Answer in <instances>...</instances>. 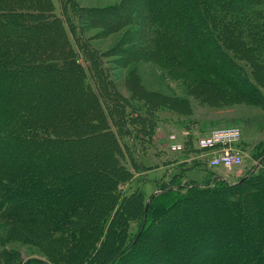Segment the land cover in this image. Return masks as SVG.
Instances as JSON below:
<instances>
[{
	"label": "trees",
	"instance_id": "trees-1",
	"mask_svg": "<svg viewBox=\"0 0 264 264\" xmlns=\"http://www.w3.org/2000/svg\"><path fill=\"white\" fill-rule=\"evenodd\" d=\"M55 1L60 4L64 19L55 13ZM143 1V17L154 29L151 39L159 42L163 50L177 55L184 63L212 69L229 85L246 89L250 85L260 91L259 72L249 83L241 80V84L240 80L232 81L230 71L224 73L216 67L220 50L212 33L207 32L220 26L230 49L239 46L244 39L238 37L236 28L244 20H239L235 12L256 0H225L221 17L229 15V19L216 18L217 22L207 13L204 0ZM77 9L76 0H0V219L17 229L15 236H27L28 227L37 232L45 229V212L50 213L54 220L50 226L54 227L73 216L84 219L87 212L98 220L100 214L112 212L119 199L121 204L114 216L120 223L127 217L126 206L132 203L125 193L118 196L120 183L130 175L122 162L123 148L132 154L134 167H147L135 140L142 139L139 133L150 136L152 132H147L146 127L154 126L130 116L127 99L119 95L102 56L83 34ZM76 13L80 19H76ZM120 21L108 27L120 28ZM257 21L247 18L244 22L248 29L254 25L259 30L261 26L264 33V23L259 25ZM67 28L93 56L94 68L88 74L78 62ZM237 49L241 58L252 59L247 48ZM224 52L223 57L233 67L249 74V66L234 52ZM123 137L130 140V146ZM187 143L191 147L188 140ZM263 154L264 151L257 157ZM196 163L200 165L201 161ZM203 165L207 177L189 184L174 183L171 178L143 201L134 235L111 256L108 264H238L239 258L245 264H264V168L250 173L252 167L246 172L250 173L248 176L229 181ZM101 188L105 195L98 192ZM226 189L236 192L227 197ZM98 198L110 204L99 202ZM219 199L212 215L208 209ZM159 200L157 205L161 208L156 221L161 224V234L166 232L168 236L165 242L155 238L161 243L153 240L154 245L149 243L152 248L142 245V252H134L140 240L145 239L150 209ZM192 208L201 211L193 213ZM211 221L216 224L213 229L209 226ZM155 226L153 230H158ZM95 227L98 232L94 234L101 233L100 226L95 223ZM224 236L238 253L220 251L226 243ZM91 239L88 238V245L97 242ZM73 246L74 243L67 249L72 250ZM75 247L76 252H55L57 260L72 255L64 264H79L89 257L87 243L83 241ZM1 259L0 264H10L12 254ZM24 260V264H29L32 258ZM37 260L52 264L43 258Z\"/></svg>",
	"mask_w": 264,
	"mask_h": 264
},
{
	"label": "rangeland",
	"instance_id": "rangeland-1",
	"mask_svg": "<svg viewBox=\"0 0 264 264\" xmlns=\"http://www.w3.org/2000/svg\"><path fill=\"white\" fill-rule=\"evenodd\" d=\"M76 1L77 10L81 14L80 16L76 13V19L81 17L83 34L102 56L119 95L127 99L130 116L142 118L146 126H154L149 127L150 129L146 127L147 132L149 130L152 132L150 136L139 133L138 136L142 139L135 140L141 148V159L147 167L145 170L134 167L135 160L130 159V151L123 148L122 162L130 171V175L127 181L120 183L121 193L118 196L125 193L132 203L129 207L126 206L124 211L127 217L120 223L114 216L121 204L120 199L115 209L112 206V212L100 214L98 220L87 212V217L84 218L86 220H78L73 216L67 223H58L54 227L50 226V222L54 223L50 213L45 212L46 221L43 225L45 229L37 232L32 227H28L27 236L24 234L22 237L13 235L16 228L9 221L0 219V263L1 256L12 254L10 264H24L26 258H32L29 264H42L37 258L46 259L52 264H64L70 261L72 255L62 256V259L58 261L59 256H56L55 252H76L75 245L84 241L90 249L87 251L89 257L86 256V259L79 264H108L111 256L134 235L141 216L143 201L148 200L154 191L165 186L167 182L189 184L207 177L203 163L211 153L200 152L193 143L191 147H188L187 143L184 152H172L168 148L167 136L170 133L180 136L186 131L187 139L191 144L194 137L208 134L214 129L238 128L241 131V137L235 146L243 152V163L232 169L215 168L217 170L214 172L226 180L236 181L258 162L257 168L261 166L264 168V154L257 157L264 151V33L261 32V26L259 30L254 25L248 29L244 22L248 18L250 21L258 20L259 25L264 23V0H256L235 12L238 13L239 20H244L240 21L236 28L238 37L244 39L239 46L247 48L252 53V59L249 56L247 59L241 58V55L236 52L239 46L234 45L230 49V44L225 43L223 39L224 31L220 26L213 30L207 29V32L212 33L213 42L220 50L216 67L222 71L225 70L224 73L230 71L233 82L243 80L249 83V80L252 77L256 78L255 75L259 72L262 86L258 88L262 91L261 93L252 89L250 85H246L248 89L244 86L229 85L212 69L184 63L177 55L163 50L159 42L151 39L154 29L148 24L146 16L143 17L146 14L143 0ZM204 1L207 4V13L209 12L214 22H217L216 18L224 21L229 19V15L221 17L226 9L227 1ZM54 9L55 13L64 19L57 1H55ZM119 20L122 23L120 28L112 30L108 27L110 23ZM66 30L78 62L88 74V70L94 68L93 56L73 38L68 28ZM224 50L234 52L245 62L249 66V74L245 72L244 74L233 67L232 63L223 57ZM256 59L258 62L255 61ZM204 63L202 61L200 64L204 66ZM243 81L241 84H244ZM29 87L30 84H28ZM14 88L18 90L17 87ZM146 112L149 115H146ZM121 136L124 135L121 134ZM123 140L130 146L128 138L123 137ZM197 160L201 161L200 165L196 163ZM98 192L105 195L103 188ZM235 192L236 189L225 190L227 197L233 196ZM98 201L110 204V201L106 202L104 198H98ZM160 201L152 205L145 228L147 234L142 242L140 240L134 252H142L140 251L144 250L142 245L152 248L151 245L154 243L151 242L153 240L158 242L155 238L165 242L164 239L168 235L166 232L161 234V224L156 221L161 208ZM220 201V199L217 200L212 204L211 209H208L212 215L215 213L212 208L217 207L216 204ZM191 211L199 213L201 210L192 208ZM95 223L100 226L101 233L94 234L98 232ZM211 223L209 226L213 229L216 224L212 221ZM154 226L159 227L158 230H153ZM168 229L171 228L168 227ZM88 238L97 242L88 245L90 242ZM222 239L226 240V243L220 251L238 253V249L229 244L225 236ZM72 243H74L72 247L74 251L67 249ZM225 247L230 249L225 251ZM4 248L13 249V252H4ZM184 252L189 250L185 249ZM244 262L243 258L238 259V264H245Z\"/></svg>",
	"mask_w": 264,
	"mask_h": 264
},
{
	"label": "built area",
	"instance_id": "built-area-1",
	"mask_svg": "<svg viewBox=\"0 0 264 264\" xmlns=\"http://www.w3.org/2000/svg\"><path fill=\"white\" fill-rule=\"evenodd\" d=\"M187 132L170 133L168 138V148L172 152H184L186 150ZM241 131L238 128H219L210 131L208 134L196 136L192 139L195 148L203 153H211L204 164L212 169L224 168L232 169L241 166L243 163V152L236 148L235 144L240 140Z\"/></svg>",
	"mask_w": 264,
	"mask_h": 264
},
{
	"label": "water",
	"instance_id": "water-1",
	"mask_svg": "<svg viewBox=\"0 0 264 264\" xmlns=\"http://www.w3.org/2000/svg\"><path fill=\"white\" fill-rule=\"evenodd\" d=\"M260 161H261V160H260ZM258 163H259V162H258ZM258 163H256L255 166L251 169V172H250V173L254 172V171L257 169ZM250 173H249V174H250ZM249 174H246L244 177L248 176ZM244 177H243V178H244ZM147 204H148V201L146 202V205H147Z\"/></svg>",
	"mask_w": 264,
	"mask_h": 264
},
{
	"label": "bare ground",
	"instance_id": "bare-ground-1",
	"mask_svg": "<svg viewBox=\"0 0 264 264\" xmlns=\"http://www.w3.org/2000/svg\"><path fill=\"white\" fill-rule=\"evenodd\" d=\"M206 153V152H205Z\"/></svg>",
	"mask_w": 264,
	"mask_h": 264
}]
</instances>
